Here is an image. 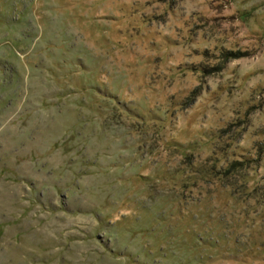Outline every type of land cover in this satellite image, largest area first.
Masks as SVG:
<instances>
[{"label":"rangeland","instance_id":"374dc122","mask_svg":"<svg viewBox=\"0 0 264 264\" xmlns=\"http://www.w3.org/2000/svg\"><path fill=\"white\" fill-rule=\"evenodd\" d=\"M0 264H264V0H0Z\"/></svg>","mask_w":264,"mask_h":264},{"label":"trees","instance_id":"16d2710c","mask_svg":"<svg viewBox=\"0 0 264 264\" xmlns=\"http://www.w3.org/2000/svg\"><path fill=\"white\" fill-rule=\"evenodd\" d=\"M231 54H233V53H231Z\"/></svg>","mask_w":264,"mask_h":264}]
</instances>
